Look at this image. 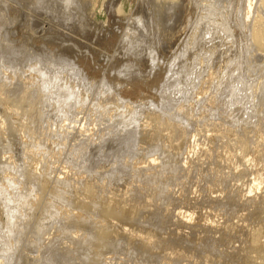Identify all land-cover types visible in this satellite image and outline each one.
Wrapping results in <instances>:
<instances>
[{
  "label": "rangeland",
  "instance_id": "rangeland-1",
  "mask_svg": "<svg viewBox=\"0 0 264 264\" xmlns=\"http://www.w3.org/2000/svg\"><path fill=\"white\" fill-rule=\"evenodd\" d=\"M8 1L0 3V51L11 49L9 59L0 60L1 66L5 62L0 67V116L6 120L8 129L0 141V264H105L107 258H113L111 264H167L169 258L168 264H247L251 257L257 258L248 244L252 233L264 243V206L260 209L245 203L241 207L231 206L218 196L233 193L239 199L240 192L243 195L247 192L251 177L243 173V167L242 172L235 173L223 157L226 149L236 152L237 135L244 129L253 137L255 125L250 124L256 122L251 118L253 113L246 112L255 113L264 106V84L256 85L258 93H249V89L239 91L241 78L251 83L253 90L255 84L264 81V56L258 53L249 59L252 46L247 32L252 21L239 27L242 16L238 11L241 12L244 0H72L71 5H67V0ZM54 31L61 35L57 43L47 39ZM210 52L215 54L212 60ZM200 58L204 59L203 65L183 83L198 76L206 78L213 70L217 84L214 82L215 87L204 96L218 100L221 93L226 105L218 114H204L207 101L196 96L198 86L193 89L188 83L185 86L191 91L192 100L202 103L192 110L185 109L191 112L192 120L189 117L191 122L185 125L179 122V126H185L189 140L194 130L211 121L220 125L214 128L216 131L210 128L211 132H201L196 138L200 147L213 148L214 157H200L194 164L196 168L180 173L174 172L171 160L162 159L157 164L156 177L137 182L132 167L137 160L147 159L148 153L140 149L143 141L138 139V143L122 146L115 138L104 145L97 140L100 131L109 126L108 132L122 138L129 127H139L140 131L141 126H149L144 114L161 113L154 104L180 96L171 87L165 92L161 90L169 66L178 61L180 66L189 64L192 71L193 63ZM208 58L210 61H205ZM126 69L129 72L122 74ZM28 73L41 78L26 88L23 80ZM38 89L41 96L29 98V92ZM112 95L116 101L109 103L107 97ZM73 96L83 99L80 102L79 97L77 100ZM75 105L76 108L72 107ZM67 106L76 111L65 112ZM172 116L162 114L169 121ZM128 118L131 120L126 126ZM72 119L76 121L71 125L75 129L63 126ZM78 124L85 125L87 132L79 133ZM64 134H69L68 139L61 137ZM208 135L215 139L206 140ZM11 140L13 154L9 152ZM154 140L156 144L161 141L157 137ZM177 142L173 144L177 146ZM27 147L30 155L26 153ZM103 147L106 157L97 161ZM169 147L168 143L166 148ZM115 155L117 163L130 164L124 169L117 168ZM8 156H14L11 162L15 165L10 170L4 159ZM135 156L136 160L129 161ZM184 157L174 161L179 164ZM237 160L243 166L241 159ZM8 173L12 174L11 183L5 182ZM218 179H225L221 186L216 182ZM144 182V186L140 184ZM44 184L47 189L43 191ZM128 184L143 187L142 194L135 190L125 194ZM209 196L223 201L216 202L217 206L214 203L216 209L210 215L219 225L217 232L199 226L206 221ZM84 203L88 207L82 206ZM104 209L106 214L102 213ZM180 210L195 212L190 225L181 226L173 218ZM77 212L80 217L72 218ZM241 213L244 219L238 225L237 216ZM93 222L109 235L99 236ZM226 225L231 230H226ZM122 229L135 230L144 236L152 234L154 240L166 242L155 247L158 251L151 258L117 238ZM261 261L256 262L264 264Z\"/></svg>",
  "mask_w": 264,
  "mask_h": 264
},
{
  "label": "bare ground",
  "instance_id": "bare-ground-1",
  "mask_svg": "<svg viewBox=\"0 0 264 264\" xmlns=\"http://www.w3.org/2000/svg\"><path fill=\"white\" fill-rule=\"evenodd\" d=\"M2 1L0 2L1 4H2ZM11 1H13V0H9L8 2H11ZM92 1L94 2L95 0H92ZM72 2H73L72 0H67V5L73 4ZM3 3L5 5V3H7V2L5 1ZM243 3H244L243 7L242 8L239 7V9L241 8V12L238 11V13H240L241 16H242L241 17V22L239 21V23H240L239 27L242 26L241 23H244L243 25H245V24L247 25L248 22L250 23V21H252L251 26H249L250 28L247 27L248 29H250V31L248 30L249 33L247 32V36H248L247 39L249 41V44L252 46V47L250 46L252 52H251L250 49H248V50H250L249 52H251L249 54V59L252 60V58L254 57V55L257 56L258 53L261 55V57L264 56V55H262V53L264 54V0H244ZM1 4H0V8L2 7ZM52 8H53V6H52ZM54 12H56V11H54ZM1 13H0V15H1ZM74 15H76V12H74V14L72 16L73 18H74ZM5 16L3 18H5ZM68 16L71 17L70 14ZM91 16L94 17L95 14H94V16H93V14ZM25 17L28 19V16H25ZM56 17H57V15H56ZM3 18L1 20H3ZM7 18H9V16ZM36 18H37V16H36ZM77 18L78 17H76V20H77ZM223 19H225V18H223ZM5 20H6V18H5ZM72 21H75V18ZM72 21H71V23H72ZM49 22H51V21H49ZM216 22L218 23L219 20H216ZM208 23H211V22H208ZM229 25H230V23L226 27H229ZM248 25H250V24H248ZM209 26H210V24H209ZM245 28H246V26L244 27V29ZM240 30H243V28H241ZM243 31H245V30H243ZM54 32H55V34H53V33L48 34L47 35V39L50 42H52V43H57L59 41V37H61V35H59L58 31H54ZM245 32H243V33H245ZM230 33H233V32L231 31ZM245 35H246V33H245ZM5 38L6 39H10L8 37H5ZM209 49L211 50V48H209ZM0 52H2V50ZM10 52H11V49H8L6 52L0 53V60L1 61L3 60V61L6 62L9 59V57H10ZM204 52H206V51H204ZM208 53H209V51H208ZM213 54H214V52L213 53L210 52V54H209V57L211 58V60L214 58V57H212ZM203 56H201V57H203ZM210 58L206 59L205 61L209 62L210 61ZM5 62L2 63V66H3V64ZM202 63H204V59L203 58H200L199 61L194 62L193 63L194 66H192L193 67L192 71H191V69H189L190 68L189 67V64L187 66L186 63H183L180 66V65H178V61H176L175 64L173 63L172 66H169V73H167L166 80H165L164 84L162 85L161 90L163 89L162 92H165L167 90H164V89H168V88L170 89V87H171L175 91H177V94L179 93L180 96H179V98L177 100H175V99L170 100V101L169 100H166V101L161 102L160 104H157V105L154 104L155 108H157L161 113H155V112L148 113L147 112L146 114H144L145 117L148 119V121L146 123H148L149 126H141L140 127V131L138 130L139 127L138 128L135 127V126L129 127V128H127L126 135L124 137H122V138H120L119 136L116 137L115 134L113 135V132H108L109 131L108 128H110L109 126L107 127V129L105 131L104 130H101L100 131V136H99V138L97 140L100 141L103 144L106 143L107 141L109 142L110 140L113 141V140H115V138H116L117 143L120 144V145H122V146H124V145L127 146L129 143H138V141H137L138 139H141L143 141V142H141L142 146H141L140 149L142 151H146V153H148V156H147V159L146 160H140V161L137 160V163L135 162L134 165H133V167H132V172L134 173V176L137 178V180H138L137 182L147 181V180H150V179L156 177L157 174H158V169H159V167L157 166V164L160 161H162V159L163 160H166V162H168V160H171L172 161L171 162V166H172L174 172L175 173H180V172H188V171H190L194 167V164L199 161L200 157H204L205 159H212L214 157V152L212 151L213 148L212 149H205L204 147H200V144L198 145V140H196V138L198 137L199 133H201V132L202 133L203 132L204 133L205 132H208L210 130V128H211V130L213 129L212 132L213 131H216L217 129L215 130L214 128H216L217 126H220V125H216L215 122H212L210 120L211 122L209 124H205L204 123L205 126H203L202 128H198V130L196 129V131L194 130V134L191 135L192 138H190L189 140L187 139V135H188L187 133L188 132H186L185 131V128H183L185 126H182L181 127V125H185V123L188 124V122H191V121H189V117L191 119V116H190V113L191 112L188 113L186 110H192L194 106H199L202 103L201 102L202 100L201 101H199L198 99H197V101H193L192 100L191 95H190L191 91L188 89L190 91L189 92L186 89V86H187L188 83H189V86L192 85L191 87H194L193 89H195V86L196 87L198 86L200 90L198 88H196L197 90H199V92L196 93V96L197 97H200L201 96L200 99L204 98V101L205 102L207 101L208 104L205 105L206 106V110H203V112H205L204 114L208 113L209 116L210 115L213 116L212 114L215 115V112H216V114H218L217 111L218 112L221 111L222 108L226 105L225 104V101H223L224 99L221 100L222 99L221 96H220L221 93L218 96V100H217L216 97L207 98L206 96H204L209 91V89H211L212 87H215L214 86V82L217 80L216 79L217 76L215 75V72L213 70H212L213 72L211 71V73H209L208 75H206V78L204 76L202 77V78H205V79L199 78V76H198V78H195V76H194V78H195L194 81L192 80V82H187L185 84L183 83V80H184V82L187 81V79L189 78V76H192L194 74L193 73L194 70L197 71V69H198L197 67L200 64H201V66L203 65ZM2 66L0 65V67H2ZM251 70L252 69L250 68V71ZM34 71H35V69H34ZM209 71H207V72H209ZM127 72H129L128 69H126L125 71H123L122 74H125ZM29 73H28V76L29 77L27 76L28 78L26 77V79L23 80L24 83H25V87L26 88L32 87V82H34L36 78H39V79L41 78V76L38 73L36 74V75H39L37 77L35 75H34V77H31L29 75ZM246 79H248V78H245V80ZM30 80H32V81H30ZM239 81L238 82L242 84V88L240 87L241 90H239L240 92H242V91L243 92H246L249 89V91H248L249 93L251 91H253V93H258L259 92V89L257 88L256 85H260V87H262L261 84H264V81L262 83L261 82H258L257 84L254 83L255 84V89L253 90V87H251V85H250L251 83L249 84V82H245L244 80H242V78ZM50 82L51 81H49L48 83H50ZM222 83L223 82H220V84H222ZM52 84L53 83H51L49 85H52ZM70 85H73V84H70ZM220 86L221 85H219V88H220ZM66 87H69V86L67 85ZM263 88H264V85H263ZM44 89H45V87H44ZM47 89H48V87H47ZM71 89L72 88L70 87V90L69 91H71ZM225 90H227V89H224L222 91H225ZM234 91H236V90H234ZM239 91H238V93H239ZM39 93H40L39 92V89H38V91L37 90L30 91L29 92V98H31V99H37L38 97L41 96ZM70 93L72 94V92H70ZM73 94H74V92H73ZM226 94H227V92L224 95H226ZM233 95H236V94H233ZM242 95L243 94H241V96ZM232 96H231V98H232ZM238 96H240V95H238ZM73 97H76V96H73ZM77 97H79V96H77ZM77 97H76V99H77ZM107 98H109V99H107V100L110 101V102L108 101L109 103L116 101L115 100V95H112V96L107 97ZM79 99H81L80 100V102H81L83 98H80L79 97ZM226 99L227 98H225V100ZM240 99H242V98H240ZM243 100L246 101V99H243ZM173 103H175V104H173ZM243 104H245L246 107H247V103H243ZM78 105H79V103H78ZM60 106H62V105L59 104V107ZM68 106H67V108H68ZM72 107L76 108V105L75 106H72ZM79 107H81V105ZM258 107L260 108V106H258ZM258 107L256 106V108H258ZM71 108H68V110H66V108H64L65 109V112H71V113H73V112L76 111V110H74V108H72V109ZM79 109H81V108H79ZM199 109H198V112H199ZM250 109L252 110V106H251ZM182 111H184V113H185V114L183 113L184 115L181 114ZM173 112H175V113L172 114ZM225 113H226V111H225ZM246 113H251V114L253 113L251 118L254 119V121L256 122L254 124H253V122H252V124H250L251 127H252V125H255V127L253 129L254 134L252 132L253 137L252 136L250 137V135L248 134V132H246L247 130L245 131V129L244 130L242 129L243 130L242 131L241 128H240L242 126L238 127V128H240V131H242L239 135H237L238 136V143H239L238 149L236 150V152H233V151H231L229 149H226L225 152H224L223 159H224V161L227 162V166H229V167L232 166V168H234V172L235 173H239V172H242V171L244 173V171H245V174L248 177L249 176L251 177V179L248 180V183L246 185V191L247 192L245 193V195H243L240 192L241 195H240L239 199H236L237 197L233 193L232 194L230 193V194H228L226 196H223V193H219L218 196L220 198L222 197V199L224 198L223 200L228 201L231 206L236 205V204H239L240 205V204L245 203V204L249 205L250 207H253L255 209H256V207H259V209H260L262 206H264V106H263V108H260V110L258 109V111L255 110V113H254V111L246 112ZM162 114H166V115H170V116L173 115L172 116L173 117L172 121H169V118H168V120L163 119ZM217 116H219V115H217ZM75 117L77 118V116H75ZM176 119L177 120L180 119V120L177 121ZM207 119H208V116H207ZM252 119H250V120H252ZM130 120L131 119H129V118L127 119V122H125V125L126 126H127L128 122ZM73 121H74V123H76V121L72 119V121H70L68 124H66V121H65L63 126L64 127L66 126L67 129L68 128H71V127L73 129H75V125L71 126L72 123H73ZM179 122H181V125L180 126H179V124H180ZM219 124H220V122H219ZM84 126L83 125H79V128H78L79 129V133H81V132H87L86 131L87 128L85 129ZM148 127H150V129H151V127H153V128H152V130H148L147 129ZM7 130L8 129H7V122H6V120H4L0 116V141H1L2 137L4 138V135H6V131ZM211 130H210V132H211ZM237 131H239V130H237ZM163 133H165V134L163 135ZM224 133H228V132L226 131ZM2 134H4V135L2 136ZM82 136H85V135H83V133H82ZM61 137H63V139L66 140V139H68L69 134H64ZM155 137H157V141L159 139H161V141L159 143H157V144H156V142L154 140ZM212 137H213V135H208V136H206V140L211 141L212 140ZM222 138H224V136ZM244 138H247V139H244ZM214 139L215 138H213V140ZM245 140H247V141H245ZM23 141H24V138H23ZM177 141H179V142H177ZM13 142L14 141H12V140L9 141V149L11 148L9 152H11L12 154L14 153L12 151L13 150V145H14ZM176 142H177V146H175V144H173V143H176ZM168 143L170 145L169 149L166 148L167 145H168ZM23 145H25V143ZM91 145H93V144H91ZM104 147L101 150L102 153H100L98 155L99 157L97 156L98 157L97 158V161H101L102 158H105L106 157V154H104V150H105ZM182 148H184L183 151H181ZM27 149L28 150H27L26 153L28 155H30L29 154L30 153L29 152L30 148L27 147ZM7 155H8V153H7ZM184 155H185L184 159L179 164L174 161L176 158H178L180 156L182 157ZM194 156H196L195 159H194ZM13 158H14V156H13ZM13 158H12V156H8L7 158H4L5 159V162H6L5 165L8 166L9 170H10L11 166L15 165V164H12L13 161L11 162V160ZM116 158H118L117 155L114 156V159H115V161L117 163V160L118 159H116ZM135 158L137 159V156H135L132 159H129V161L132 162V160L134 161ZM237 159H241L243 166L239 165V162L237 163V161H238ZM204 162H206V161H204ZM117 164L119 165V167H117V168L124 169L130 163H126V164H124V163L123 164L117 163ZM259 165L261 166V168L258 169ZM241 167H243V170L242 171H240ZM194 168H196V166ZM229 173H231V172H229ZM6 176H8V177L6 178V181L5 182L6 183H11L12 180H10V179H13L12 178V174L11 173H8V175H6ZM56 180H57L58 183H60L59 182V180H60L59 178H56ZM224 180L218 179L216 182H217V184L219 186H221L224 183ZM140 184H143V186H144L145 182L144 183H140ZM103 186H105V185H103ZM88 188H90V187H88ZM41 189L44 191V190L47 189V186L44 184V185H42V188ZM136 189H137V191H136ZM133 190H135V192H137V193L142 194V191L144 190V188L141 187V186H139V185L137 186V185H133V184H128L127 187H126L125 194H129V192H131ZM146 199L147 200L149 199V201H150V198L149 197H146ZM204 199H206L205 201L207 202V198H204ZM100 200H103V198H101ZM219 200L220 199L218 197L217 198H212L211 196H209V201H208L209 203H207V204L208 205L210 204V205L209 206L207 205L208 206V212L206 213V215H207L206 216V221L204 223H201L200 222V224H199V226L202 227V229H205L206 231H215V232L218 231L219 225H217V223L215 221H212V219H210V215H212V211H214L213 209H216L215 208V205L217 206V203L216 202H218ZM26 202H27V200L25 201V203ZM222 202H220V204ZM214 203H216V204L214 205ZM224 203L226 204L227 202H224ZM82 206L88 207V204L84 203ZM240 207H241V205H240ZM115 210H117L116 212H119V208H116ZM241 210H243V209H241ZM1 211L2 210L0 209V212ZM122 211L123 210L120 211V214H122ZM188 212L187 211L186 212H183V211L180 210V212H178L177 214H175L173 218H175L178 221V223L180 222V225L182 223L181 226H183V224H185V226L186 225H190L193 222L195 212H189V213ZM59 213H62V212L59 211ZM102 213L103 214H106L107 211L104 209ZM80 215H81L80 212H77L76 214L72 215V218L77 219V218L80 217ZM242 218L244 219L243 213H241L239 216H237V219H238L237 224L238 225H239V222L241 220H243ZM92 224L97 229V234H99V236L106 237V236L109 235L102 228H100L99 225L96 222H93ZM225 229L226 230L227 229L228 230L229 229L231 230V228L228 225L225 226ZM225 229H224V231H225ZM220 230H221V228H220ZM36 232H39V231L36 230ZM256 232L259 233V230H257ZM205 234H206V232H205ZM219 235H221V234H219ZM229 235H231V234H229ZM116 237L117 238L119 237L121 240H124L125 242H127L128 244H130L131 245L130 246L131 249H134V250L139 251V252H142V253H146L151 258L153 256H155L156 255V251H158V250H155V249H157L155 247L156 246L158 247L161 244H164L163 242H166L165 239L154 240L155 236H153L152 234H147V236H144L143 234H140L139 232H137L135 230H131V229H122L119 233L116 234ZM176 239H177V236H176ZM248 245H249L248 246L249 247V250H251L250 252L256 254V256H257L258 259L264 261V257L258 256V255H264V243L257 239L256 233H252V239L250 241V244H248ZM225 253H229V251L228 252H225ZM222 254H224V252ZM237 256H238V254H237ZM251 258L248 259L247 264H257L256 261L258 259L256 257L255 258H252V259ZM167 260H168V263H169L171 261V258H169ZM112 261H113V258H107L105 264H111ZM262 261H261V263H262Z\"/></svg>",
  "mask_w": 264,
  "mask_h": 264
}]
</instances>
